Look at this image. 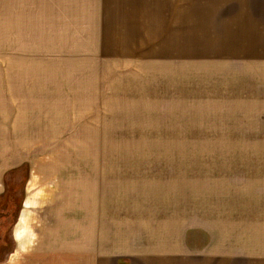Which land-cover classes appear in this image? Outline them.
<instances>
[{
	"label": "rangeland",
	"instance_id": "rangeland-1",
	"mask_svg": "<svg viewBox=\"0 0 264 264\" xmlns=\"http://www.w3.org/2000/svg\"><path fill=\"white\" fill-rule=\"evenodd\" d=\"M212 6L231 21L232 0H0V264L126 253L130 216L204 214L264 166V111L238 110L264 64L201 39L174 59L180 13Z\"/></svg>",
	"mask_w": 264,
	"mask_h": 264
},
{
	"label": "crops",
	"instance_id": "crops-1",
	"mask_svg": "<svg viewBox=\"0 0 264 264\" xmlns=\"http://www.w3.org/2000/svg\"><path fill=\"white\" fill-rule=\"evenodd\" d=\"M136 3L134 10L139 8ZM172 8H169L168 27L177 19V12ZM185 10L180 15L186 16L178 20L182 26L175 33L178 42L170 43L182 47L174 59H192L196 54L189 45L201 39L204 44L217 46L214 53L205 54L208 57L240 64H264V0H232L230 22L221 15L218 6L197 9V16L194 11ZM244 92L238 97V101L241 96L243 99L238 108L242 116L252 117L255 110L264 111V105H257L253 92ZM256 116L264 121V113ZM234 173L238 176L232 179L231 197L217 195V204L207 207L210 211L203 214L195 208L185 213L175 210L167 220L150 219L157 229L169 231L165 239L155 236V227L145 225L149 223L148 218L138 211L126 223L132 248L123 255L100 252L93 258L75 254L74 259H69L66 254L57 262L59 256L53 254L47 258L55 261L47 264H264V166L237 169ZM70 226L76 229L73 224Z\"/></svg>",
	"mask_w": 264,
	"mask_h": 264
},
{
	"label": "bare ground",
	"instance_id": "bare-ground-1",
	"mask_svg": "<svg viewBox=\"0 0 264 264\" xmlns=\"http://www.w3.org/2000/svg\"><path fill=\"white\" fill-rule=\"evenodd\" d=\"M21 221L23 220V218H21L20 219ZM20 222V221H19ZM21 224V223H20ZM21 231H22V228H21V226H19L18 228H17V230H16V237H17V239H20L21 237H22V233H21Z\"/></svg>",
	"mask_w": 264,
	"mask_h": 264
}]
</instances>
